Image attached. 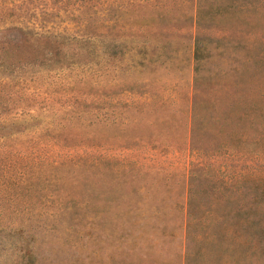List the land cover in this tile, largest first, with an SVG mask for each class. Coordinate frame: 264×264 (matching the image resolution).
<instances>
[{"label":"rangeland","instance_id":"obj_1","mask_svg":"<svg viewBox=\"0 0 264 264\" xmlns=\"http://www.w3.org/2000/svg\"><path fill=\"white\" fill-rule=\"evenodd\" d=\"M8 31L0 264H183L188 171L196 217L264 200L259 108L238 103L264 87V0H0ZM204 233L187 264H264L256 235Z\"/></svg>","mask_w":264,"mask_h":264},{"label":"trees","instance_id":"obj_2","mask_svg":"<svg viewBox=\"0 0 264 264\" xmlns=\"http://www.w3.org/2000/svg\"><path fill=\"white\" fill-rule=\"evenodd\" d=\"M17 31V30H13ZM13 31H8V37L3 38L0 40V58L1 59H8L13 60L16 59L14 57L16 54H20L21 49L23 48L22 45V36L19 32L15 34ZM12 35V37H11ZM30 42V41H29ZM62 41H56L54 42L55 45H60ZM31 44H29L30 46ZM28 53L29 48H28ZM7 53H12V56H7ZM20 56V55H19ZM25 57V56H24ZM25 59V58H23ZM253 96H257V99H253L251 96H244L238 100L239 105L242 107L247 106V112H239V118L249 119V120H255L254 115H251V112L255 110V108H259L258 115L261 117L260 122V130L258 135L253 137L251 140H253L255 143H260L264 146V87H261V90L255 92ZM241 113V115H240ZM232 116L228 113L225 114L221 118V129L220 134H229L231 135V131L229 130L230 124H231ZM223 128V130H222ZM255 131V132H256ZM192 137V130L190 133V139ZM235 149V148H234ZM234 177L237 179H241L242 174L240 172H237V174L234 175ZM233 178V176H232ZM195 187V174L193 172L188 171V180H187V187H188V194H187V200H186V211L184 215V238H185V245H184V256H183V264H187V258L189 255V247L188 244L196 243V244H204L206 242L205 233L206 230V236L209 232L210 239L212 242H219V239H222L220 235L223 236V234L231 233L235 234L238 231V234H236V237L240 241V243L246 244L247 241L250 243L252 242V239L256 235V240L258 243L263 242V248H264V200L260 199L262 202H255V200H252L251 202L245 204V209L248 211H244L246 213L245 218L243 216H240V213H243V202H238L236 198H231L229 196L228 198H224V200L221 199H215V201L206 202V216L205 217H196L195 211H194V205L197 206V204H194V201L192 199V195L194 192ZM206 191H208V188L210 190H213L215 187V181H213L211 178L206 176ZM219 190V189H218ZM220 191V190H219ZM258 193L264 197V182L262 184L258 185ZM200 207L205 206L204 203L199 204ZM237 208V210H236ZM222 210V214L220 212ZM237 212V217L240 222L241 217L242 221L244 222L243 225H237L231 224L232 230L226 229L225 223L227 221L233 220L234 215H230L232 212ZM211 217L213 219H211ZM236 217V218H237ZM241 224V223H240ZM230 227V224H229ZM224 232V233H222ZM249 237V238H248ZM258 237V238H257ZM226 239L228 237H225Z\"/></svg>","mask_w":264,"mask_h":264}]
</instances>
